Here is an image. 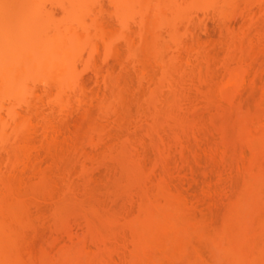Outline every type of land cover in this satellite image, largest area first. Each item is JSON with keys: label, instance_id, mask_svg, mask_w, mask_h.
<instances>
[{"label": "rangeland", "instance_id": "obj_1", "mask_svg": "<svg viewBox=\"0 0 264 264\" xmlns=\"http://www.w3.org/2000/svg\"><path fill=\"white\" fill-rule=\"evenodd\" d=\"M19 1L23 2L27 0ZM106 1L107 0H95L92 8L93 15L95 14L94 18L100 21L103 26L107 25L104 27L109 26L112 30L118 29L112 11ZM175 1L176 5H181L180 7L182 9L180 8V14H178V16L176 14L175 17L174 12L178 13L176 12L177 9H174L175 11H172V8V10L170 9L172 13L169 15L172 16L173 14V16H170L171 19L168 17V24L174 27L176 31V43L167 40L169 36L164 34L165 30L164 32L162 31L163 33L160 32L162 29L159 31L162 33L160 34L161 37L164 35L163 40L167 43V52H163V56L160 58L164 61L167 59L166 62H168L169 59V61L173 59L175 68L177 66L176 70L174 69L175 71L171 68L172 71L169 70L170 72L166 74V71L164 73L159 70L158 64L156 65L158 57L155 59V56V58L148 56L143 57L142 53L140 54L139 51L137 52L139 55L135 53L136 56H129L127 48L123 46L125 43L123 44L121 40L114 42L113 47L116 53L117 50H120L118 53L122 55L121 58H123L121 59L122 61L119 59L120 56H117L115 59L112 54L103 51L104 48L102 49V45H100L101 41L99 40V42L96 39L97 54L93 58L94 62L91 61L92 63L83 64L85 67H82L83 65H79L78 67L80 72L77 80L79 82L77 84L81 86L83 84L82 87H86L84 91H82L81 88V92H84L82 95L85 97L81 95V97H79L80 99H78V104L75 100H71V105L63 109L61 113L59 111L58 113L60 114H57V112L52 113L48 110L49 107L47 108V106L49 105L45 104L46 101H44L45 99L42 97L44 94L42 93L40 95L41 90H39L38 86H35L38 90L36 91L35 88L33 89L36 91V95H33L34 99L31 97V101L35 103L33 106L36 110L38 107L37 112H39L35 114V111H31L32 114L29 113V116L28 113L25 112L26 109H22L21 107V110L17 109V112H20L18 113L20 117L23 115L29 117L27 125L28 130L22 128L25 132L22 130L18 139L16 138V140H20V142L15 139L16 142H13L15 145L18 143L20 147L24 148V151L17 149L19 147L17 145L18 147L14 148L18 153H22H20L21 155L19 154V156H15L14 150L10 151L12 153L14 152V157L11 153H8V151H2L3 149L0 147V175L2 177V180L0 179V192H2L0 195L2 197L4 196L2 201L5 202L7 200L9 202L13 194H17L15 196L16 199L22 197L20 199V205L17 203L18 200H13V203L16 202L20 206L16 207L20 208V211L18 209L17 211L21 214L22 222L18 225H11L16 230L12 242L14 241L15 248L18 250L23 264H49V262L56 264L53 263V261L57 262L56 260H58L60 253L67 250L69 253L72 251V259L76 255V259L78 257V259L80 258L83 260H75V262H80V264H83L84 261H87L88 264H134L131 262L130 256L133 255L134 241H136L137 238L133 234L130 220L135 221L137 217L141 216V211L139 209L141 200L139 201V199H142L144 197L143 195H147L149 192L147 196L152 197V193L156 196L158 194L157 189L162 187L165 188L164 191L170 194L172 193V195H174L173 197L179 200V196L183 197L181 200H183L182 205H185V210L192 215V218L196 219L195 221H200V224H206L204 228H208V231H210L214 226H221L220 223H222V219L225 213H227H224L223 209H225V211L229 210H226V208H230L229 203L235 200L237 194L243 189H247L246 187L249 188V186L251 187L254 185L250 180L248 171L249 174H251L252 172H256L261 165L264 167V144H258L259 142L252 138L251 140L248 139L250 132L251 135H254L257 128L262 127L264 130V0H262L263 2L261 0H241V2H239L240 0H236L237 4L233 2L236 6L229 1V3L232 4L230 6L227 4L225 7L221 6V10H218L220 8V0H218L219 3L217 2L219 5L212 4L211 0H209V2L207 0H174V2ZM223 9L225 10L223 11ZM259 9L262 10L260 11ZM11 11L12 10L9 9L6 15H9ZM58 11L59 10L50 8L49 6L45 9L46 13L56 14ZM259 11L260 13H258ZM261 12L262 15H260ZM179 17L180 19H177ZM138 19L139 17L136 15L133 17V22H129V32H131L130 35L134 40V44L137 43V37L134 35L141 29V26L138 24ZM175 19L177 20L175 21ZM224 29L228 30V33H226L227 31L225 32ZM231 32L234 33V36H237L236 33L242 34V37L240 35L234 37L231 35ZM231 37L234 40L235 38L237 40L238 37H241L242 39L240 38L239 41L241 40L240 43L242 45L236 40V43H238L240 47L238 45H232L230 43ZM177 38L180 41H178ZM166 45L164 46L166 47ZM260 50L262 51L260 52ZM198 53L202 56L200 55V57ZM143 58L145 59L143 60ZM146 58H148V60ZM147 62L153 64H148ZM93 63H96L94 66L92 65L94 69L90 65ZM140 65H142V67ZM149 65H152V68ZM110 66L113 68L111 69ZM235 67L236 69H234ZM134 69L136 70L134 71ZM229 70L231 73L232 70L234 72L236 71V73L233 74H240V76H235V79L230 81L225 87L223 83L226 81L225 77L228 75L226 73L229 72ZM106 73L110 75V78L113 77L115 79L114 81H118L117 83L114 82L116 84L113 85L114 88L112 90L116 92L112 91V94L108 91H111V89H108L107 92L105 91L106 89L102 82L103 78L106 77ZM223 78L225 81H223ZM101 82L102 84H100ZM171 83L175 84V87H173L174 89L172 86V89L170 88L169 84ZM180 83H182V85ZM124 86L128 88L125 89ZM217 86H219L218 89ZM221 86L225 89L223 88L224 90H222ZM129 88L132 89V92ZM121 91L126 94L124 95ZM223 91L225 92L224 94H226L224 96L222 95ZM79 93L77 92V94ZM106 94L109 96L107 97ZM151 94L152 97H150ZM102 97L103 99H101ZM105 99L107 101L110 100L109 104L112 105L110 106L107 103L109 106L106 105V110L104 104ZM171 99L173 101H171ZM75 104L79 106L78 109V106L76 107ZM72 106L75 107V110ZM152 106L154 109L157 107L155 109L156 112H154ZM1 113V118L5 117L4 111ZM46 113L48 116H46ZM34 114L37 115L38 118L34 116ZM42 114H44L45 117ZM67 115L71 116L68 117ZM247 116L250 117L247 118ZM61 118L67 120H61ZM256 119L257 122L259 121L260 123H258L259 127L255 125L257 124ZM241 120L243 123H241ZM245 120L247 122H245ZM249 120H252V123H250ZM48 122H50V125ZM244 122L247 123L246 125L249 129H247V127L245 128L246 125ZM86 125H89V127L92 125V127L89 129ZM253 127L256 128L254 131L255 133L253 132ZM250 128L252 131H250ZM117 130L119 131L118 135L116 134L118 132ZM240 130L249 131V133L247 131L245 134H247L246 140L250 142H246L245 138H243L245 137L243 134L244 131L241 132ZM120 131L121 134L123 133L122 135ZM25 133L26 136L24 135V137L23 134ZM21 136L24 138L19 139ZM177 139L179 140L177 141ZM21 143L23 144L22 146ZM73 145L77 147H74L76 151H72ZM25 147L28 148L26 149ZM25 149L27 152L28 149H30V154L27 153ZM57 149L59 151H57ZM60 149L62 150L60 151ZM260 151H262V153ZM162 152H164V156ZM26 156L27 159L25 158ZM161 156L163 157L162 159ZM127 158L130 159L128 160ZM238 158L239 162L237 161ZM252 158H256L257 160H251ZM137 160L144 162L143 164L141 162L137 163ZM256 161L257 163L259 161L261 164H257ZM22 162L24 163L22 164ZM248 162L249 166L247 167ZM250 164L252 165L250 166ZM13 165L15 166L14 169L12 168ZM121 165L123 167H121ZM133 166L135 168H133ZM230 167L231 169L229 170ZM236 168H238L239 171H235ZM146 169L147 171H144ZM150 169L152 170L150 171ZM148 171L153 173H149ZM2 174L4 175L2 176ZM142 174H144V178L146 177L148 180L144 179L141 176ZM13 176L14 179H12ZM44 176L46 183H42V180H40ZM153 181L155 182L153 183ZM158 181L161 183L159 184ZM246 184H248V186ZM256 186L258 185H255V187ZM260 186L256 187V189H261L262 187ZM48 189H52L53 192ZM180 194H182V196ZM227 199L230 200L228 201L229 203ZM11 203L12 202H10V204ZM226 203H228V206H226ZM261 204L259 203L261 207H259L257 202L254 203V205L252 203L251 205L249 204L250 207L253 205L256 210L247 206V214H249L247 217L250 220L246 218V221L249 220L251 222L247 221L249 223L248 225H251L250 227L252 228L253 225L255 226V224H258L253 227L254 229L252 228L253 230L250 228V233L252 234L249 235V238L251 239L254 237V242L256 244V248L250 252V256L253 257L260 256V253L263 251V246L261 245L264 244V221H262L264 220V203ZM169 212H171V210ZM255 212H259L257 214L260 216H257ZM24 217L27 221L23 220ZM258 226L262 227L263 230ZM261 232L263 233L262 235ZM97 236L99 238L101 236V239L103 236L108 239L111 238L109 239L110 241L108 240L109 242H106L107 239L104 241L103 238L102 245H99L98 242H101V239L99 240ZM197 236L196 234L193 235V238L191 237L193 240H190L189 236L187 237L189 239H184L188 247L187 252L189 251L187 255L189 258H192L195 256V253L201 254L206 262H211L215 255H213L215 250L206 243L207 240L204 238L203 240L202 237ZM96 237L99 241H97ZM60 246L61 248H59ZM78 247L83 249V257H81L82 255H77L78 251L76 252L75 250L79 249ZM96 247L98 250L102 247L105 253L104 251L102 252V250L98 252V250H95L97 249ZM150 247H152L151 250H149ZM58 248L63 250V252L58 250ZM147 248H149L145 249L148 250L147 252L144 250L147 256L152 258L162 256L161 250H163V248L157 247L156 249L155 246H149ZM154 248L155 250H153ZM86 250L87 252H91L90 254L92 256L95 255L96 257H92L93 259L87 257L91 255L85 252ZM96 251L98 252L97 255ZM149 251H151L152 254ZM109 252L113 253L110 255ZM122 254L126 257L122 256ZM85 258H87V260ZM120 258H122V260ZM125 258L128 260L126 261ZM170 258L171 257H169V261L171 264H187V262H184L188 257ZM88 259H92L94 262ZM43 260H45L44 263ZM123 260L125 261L122 262ZM103 261L106 263H103ZM128 261L129 263H127Z\"/></svg>", "mask_w": 264, "mask_h": 264}, {"label": "bare ground", "instance_id": "obj_2", "mask_svg": "<svg viewBox=\"0 0 264 264\" xmlns=\"http://www.w3.org/2000/svg\"><path fill=\"white\" fill-rule=\"evenodd\" d=\"M209 2V0H207ZM212 4H217L218 0H211ZM210 1V2H211ZM230 2H236V0H220V5H219V9L221 10L222 7L227 6V4L230 6L231 4ZM260 1V0H259ZM258 1V2H259ZM262 1V0H261ZM95 0H27V1H23L20 2L19 0H0V113L2 111H4V116L1 118L0 115V147L1 149H3L2 151H8V153H11L12 156H19L20 153L14 148V147H18V143L13 144V142L15 143L16 138L18 139V137L21 134V131L23 129H27L28 130V121H29V117L26 116H22L20 117L18 113H20L19 111L17 112V109L21 110L22 109H26L25 112L28 113V115L30 116L31 111H35V114L38 110V105L36 103V108L33 106L35 103H33V101H31V97L34 99V96L36 95L35 92L38 90V88H35V86L39 87L40 91V95L43 93L44 96L42 95V97L45 99L44 101L47 106L48 110H50L52 113H56L60 114L62 112L63 109L67 108L69 105H71V100H75V102L79 103L78 99H80L79 97H81V95L84 92H81V88L82 91H84V89L86 87H82L80 84H77L79 81L78 80V75H79V70L78 67L79 65H85L90 63L91 61L94 62L93 58L94 56L97 54V48H96V39L97 41H101L102 45V49L104 48L103 51H107L108 53L112 54L115 59L116 57L120 56L119 59L121 60V56L117 50V53L113 47V43L121 40L123 42V44L125 43V46L127 48L128 51V55L129 56H136L135 53H137L139 51V53L143 55V57H154L155 59H157L156 65L158 64L159 70H161L162 72L166 74L167 72H170L169 70H171V68L174 70H176L175 68V62L173 63V59L172 61L166 62L167 59L162 60L160 57L163 56V52H165L167 50V43H165V40H163V36L161 37L160 34H162L164 32V34H167L168 37V41L171 40L172 43H176V31L174 30V27H171L168 24V17H170L171 15H169L170 13H172V11H175L174 9H177L175 13L174 12V17L177 14H180L181 11V5L178 6L176 5V1L174 2V0H107L106 2H108V5L112 11V14L114 16V19L117 23L118 29H113L111 27H104L107 25H104L100 23V21L96 20V18H94L93 15V5H94ZM215 2V3H214ZM241 2V0L239 1ZM263 2V1H262ZM219 3V2H218ZM175 4V5H174ZM234 4V3H233ZM236 4H234L236 6ZM174 5V6H173ZM264 5V3H263ZM49 6L50 8H55L58 11V13L54 14V13H46L45 9L46 7ZM222 6V7H221ZM234 6V7H235ZM174 7H178V8H174ZM233 7V5H232ZM173 10H172V9ZM181 8V9H180ZM260 8V7H259ZM11 9V13L9 15H6V12ZM170 9L172 11H170ZM184 9V8H183ZM225 9H223L224 11ZM260 10V9H259ZM262 10V9H261ZM260 10V11H261ZM169 13H168V12ZM260 11L258 13H260ZM10 12V11H9ZM102 12V11H101ZM219 12V11H218ZM98 13V12H97ZM221 13V11H220ZM100 14V13H99ZM98 14V15H99ZM184 14V13H183ZM138 16V24L139 26H141V29L137 32L136 36L137 37V43L134 44V40L132 39L130 33L129 32V22H133V17ZM169 15V16H167ZM185 15V14H184ZM262 15V12L261 14ZM173 16V14H172ZM171 16V17H172ZM98 17V16H97ZM170 17V19H171ZM173 17V19H174ZM263 17V16H262ZM99 18V17H98ZM177 19H180L177 18ZM175 19V21L177 20ZM90 20V22H89ZM102 20V19H101ZM243 20V19H242ZM264 20V19H263ZM88 21V22H87ZM110 21V20H109ZM135 21V20H134ZM103 22V21H102ZM106 23V22H104ZM115 23V22H114ZM108 24V23H107ZM137 24V22H136ZM248 25V24H246ZM249 26V25H248ZM247 26V27H248ZM133 27V26H132ZM131 27V28H132ZM135 28V27H134ZM225 28V27H224ZM245 28V27H244ZM133 29V28H132ZM136 29V28H135ZM162 29V30H161ZM161 30V31H160ZM225 30V29H224ZM133 31V32H134ZM162 33H160V32ZM222 31V30H221ZM227 31V32H226ZM159 32V33H158ZM226 33H228V30H225ZM233 32V31H232ZM231 32V33H232ZM242 32V31H241ZM240 32V33H241ZM225 33V34H226ZM230 33V34H231ZM243 33V32H242ZM134 34V33H133ZM234 33H232L231 35H233ZM237 36L238 35H242V34H238L236 33ZM244 34V33H243ZM166 35V36H167ZM227 35V34H226ZM230 35V36H231ZM234 36V35H233ZM232 36V37H233ZM234 36V37H237ZM231 37V41L230 43L232 45H238L240 47V45H242L239 41V39L242 37H238V39L235 40L238 42L239 44L236 43V41ZM245 37V36H244ZM179 38V37H178ZM177 38V39H178ZM227 39V38H226ZM229 39V37H228ZM227 39V40H228ZM242 39V38H241ZM259 39V38H258ZM135 40V41H136ZM166 40V41H167ZM257 40V39H256ZM99 41V42H100ZM167 41V42H168ZM178 41H180L178 39ZM177 41V42H178ZM244 41V40H243ZM242 41V43H243ZM252 41V40H251ZM95 42V43H94ZM121 42V43H122ZM170 42V43H171ZM257 42V41H256ZM260 42V41H259ZM98 43V42H97ZM169 43V44H170ZM258 43V42H257ZM254 44V43H253ZM256 44V43H255ZM259 44V43H258ZM163 45V46H162ZM166 45V47L164 46ZM175 45V44H174ZM227 45V44H226ZM225 45V46H226ZM261 45V43H260ZM115 46V44H114ZM171 46V45H170ZM224 46V47H225ZM254 46V45H253ZM259 46V45H258ZM116 47V46H115ZM169 47V46H168ZM233 47V46H232ZM245 47V46H244ZM243 47V48H244ZM256 47V46H255ZM125 48V49H126ZM170 48V47H169ZM236 48V47H234ZM259 48V47H258ZM117 49V48H116ZM227 49V48H226ZM225 49V50H226ZM230 49V48H229ZM241 49V48H238ZM257 49V48H256ZM261 49V47H260ZM259 50V49H258ZM227 51V50H226ZM262 50H260L261 52ZM124 52V51H123ZM167 52V51H166ZM178 52V51H177ZM259 52V51H258ZM264 52V51H263ZM262 52V53H263ZM139 53H137L139 55ZM162 53V55H161ZM228 53V52H227ZM125 54V53H124ZM166 54V53H164ZM180 54V53H179ZM178 54V55H179ZM199 56L201 55L200 53H198ZM204 54V53H203ZM209 54V53H208ZM176 55V54H175ZM177 55V56H178ZM109 56V55H108ZM202 56V55H201ZM200 56V57H201ZM207 56V55H206ZM113 57V59H114ZM130 57V58H132ZM167 57V56H165ZM173 57V56H172ZM129 58V59H130ZM137 58V57H136ZM153 58V59H154ZM177 58V57H176ZM118 59V60H119ZM145 58H143L144 60ZM148 60V58H146ZM152 59V58H151ZM150 59V60H151ZM164 59V58H163ZM181 59V58H180ZM117 60V61H118ZM131 61H133L132 59H130ZM140 60V59H139ZM145 60V61H147ZM162 60V61H161ZM177 60V59H176ZM179 60V58H178ZM122 61V60H121ZM120 61V63H121ZM138 61V59H137ZM136 61V62H137ZM142 61V60H140ZM182 61V60H181ZM91 62V63H92ZM119 62V61H118ZM125 62V61H124ZM129 62V61H128ZM135 62V61H134ZM139 62V61H138ZM143 62V61H142ZM149 62V61H148ZM147 62V63H148ZM154 62V61H152ZM179 62V61H178ZM146 63V62H144ZM151 63V62H150ZM148 63V64H150ZM173 63V64H172ZM180 63V62H179ZM96 63L90 64L91 66ZM130 64V63H129ZM153 64V63H151ZM82 67H85V66ZM147 65V64H146ZM236 65V64H235ZM90 66V67H91ZM92 66V68H93ZM135 66V64H134ZM133 66V67H134ZM142 67V65H140ZM139 66V67H140ZM150 66V65H149ZM152 66V65H151ZM150 66V67H151ZM238 66V65H237ZM240 66V64H239ZM87 67V66H86ZM106 67L108 68V66L106 65ZM138 67V66H137ZM144 67V66H143ZM147 67V66H146ZM157 67V68H158ZM174 67V68H173ZM97 68V67H96ZM111 68V66H110ZM113 68V67H112ZM111 68V69H112ZM131 68V67H130ZM136 68V67H135ZM152 68V67H151ZM156 68V69H157ZM227 68V66H226ZM94 69V68H93ZM99 69V68H98ZM109 69V68H108ZM137 69V68H136ZM134 69V71L136 70ZM145 69V68H144ZM236 69V67L234 68ZM233 69V70H234ZM100 70V69H99ZM132 70V69H131ZM168 70V71H167ZM174 70V71H175ZM228 70V68H227ZM232 70H229V72H227L226 74H228L223 81H225L223 83V86L226 87V85L228 83H230V81L235 79V76L233 73H236V71L234 72ZM239 70V68H238ZM237 70V71H238ZM98 71V70H97ZM110 71V70H109ZM133 71V70H132ZM141 71V70H140ZM139 71V72H140ZM172 71V70H171ZM96 72V70H95ZM101 72V70H100ZM106 72L108 73L107 69ZM112 72V71H111ZM106 73V77L103 78L102 82L103 85L105 87V91L107 92L108 90L111 94L112 90L114 88V84H116L117 82L114 81L115 79L112 77L110 78V75ZM113 73V72H112ZM142 73V71H141ZM144 73V71H143ZM178 73V72H177ZM238 73V72H237ZM173 74V73H172ZM97 75V74H96ZM95 75V76H96ZM109 75V76H108ZM100 76V75H99ZM118 76V75H116ZM142 76V75H141ZM168 76V75H167ZM238 76V77H239ZM157 77V76H156ZM203 77V76H202ZM237 77V78H238ZM118 78V77H117ZM116 78V79H117ZM138 78V77H137ZM143 78V77H142ZM147 78V77H146ZM201 78V77H200ZM98 79V78H97ZM102 79V78H101ZM150 79V77H149ZM154 79L156 80V78L154 77ZM153 79V80H154ZM80 80V79H79ZM113 80V81H112ZM120 80V79H119ZM139 80V79H138ZM143 80V79H142ZM192 80V79H191ZM196 80V79H195ZM81 81V80H80ZM100 81V79H99ZM122 81V80H121ZM163 81V80H162ZM236 81V80H235ZM102 82L100 84H102ZM116 82V83H114ZM146 82V81H145ZM153 82V81H152ZM169 82V81H168ZM194 82V81H193ZM209 82V81H208ZM234 82V81H233ZM232 82V83H233ZM113 83V84H112ZM122 83V82H121ZM159 83V82H158ZM192 83V81H191ZM119 84V83H118ZM117 84V85H118ZM182 85V83H180ZM81 87H80V86ZM112 85V86H111ZM126 85V84H125ZM139 85V84H138ZM168 85V83H167ZM175 84H169L170 88L172 86H174ZM180 85V86H181ZM222 85V84H221ZM116 86V85H115ZM119 86V85H118ZM142 86V85H141ZM140 86V87H141ZM161 86V85H160ZM168 86V88H169ZM229 86V85H228ZM227 86V87H228ZM111 87V88H110ZM150 87V86H149ZM148 87V88H149ZM154 87V86H153ZM182 87V86H181ZM184 87V86H183ZM193 87V86H191ZM219 86H217L218 89ZM222 87V86H221ZM220 87V88H221ZM35 88V90H33ZM116 88V87H115ZM125 88V86H124ZM128 87H126L125 89H127ZM171 88V89H172ZM204 88V86H203ZM215 88V87H214ZM219 88V89H220ZM224 87H222V90ZM120 89V88H119ZM122 89V88H121ZM130 89V88H129ZM170 89V90H171ZM174 89V88H173ZM187 89V88H186ZM194 89V88H193ZM199 89V88H198ZM34 92H33V91ZM80 90V91H79ZM132 92V89H130ZM202 90V89H201ZM200 90V91H201ZM204 90V89H203ZM207 90V89H206ZM213 90V89H212ZM79 94H77V92ZM104 91V93H105ZM140 91V90H139ZM178 91V90H177ZM220 91V90H219ZM108 92V93H109ZM116 92V91H115ZM119 92V91H118ZM122 92V91H121ZM120 92V93H121ZM130 92V93H131ZM196 92V91H195ZM87 93V92H86ZM109 93V94H110ZM119 93V94H120ZM124 95L126 93L122 92ZM121 93V94H122ZM201 93V92H200ZM203 93V92H202ZM225 92H222V95H226L224 94ZM227 93V92H226ZM264 93V91H263ZM35 94V95H34ZM34 95V96H33ZM38 95V94H37ZM77 95V96H76ZM107 97L109 96L108 94H106ZM117 95V94H116ZM137 95V94H136ZM176 95V94H175ZM206 95V93H205ZM264 95V94H263ZM74 98H72V97ZM76 96V97H75ZM83 96V95H82ZM39 97V96H36ZM85 97V96H83ZM106 97V98H107ZM112 97V96H110ZM115 97V96H114ZM113 97V98H114ZM152 97V94L151 96ZM149 97V98H150ZM96 98V97H95ZM117 98V97H116ZM119 98V96H118ZM173 98V97H172ZM175 98V97H174ZM32 99V100H33ZM41 99V98H40ZM90 99V98H89ZM103 99V97L101 98ZM109 99V98H107ZM125 99V98H124ZM152 99V98H151ZM155 99V98H153ZM157 99V98H156ZM162 99V97H161ZM38 100V99H37ZM36 100V102H37ZM82 100V98H81ZM115 100V99H114ZM120 100V99H119ZM122 100V99H121ZM35 101V100H34ZM40 101V100H39ZM38 101V102H39ZM43 101V100H42ZM93 101V100H92ZM91 101V102H92ZM99 101V100H98ZM106 99L104 100V104H105V110L106 107L109 106V101L107 102ZM125 101V100H124ZM153 101V100H152ZM157 101V100H156ZM171 101H173L171 99ZM94 102V101H93ZM101 102V101H100ZM113 102V101H112ZM33 103V104H32ZM77 103V104H78ZM81 103V101H80ZM90 103V102H89ZM107 103L109 105H107ZM125 103V102H124ZM155 103V102H154ZM160 103V102H158ZM164 103V102H163ZM166 103V102H165ZM73 104V103H72ZM91 104V103H90ZM103 104V103H101ZM116 104V103H115ZM176 104V103H175ZM76 105V104H75ZM81 105V104H80ZM92 105V104H91ZM107 105V106H106ZM78 105H76L77 107ZM88 106V104H87ZM104 106V105H103ZM112 106V105H110ZM123 106V104H122ZM159 106V105H158ZM21 107V108H20ZM53 111L57 110V111ZM73 107V106H72ZM84 107V106H83ZM120 107V106H119ZM156 107V106H155ZM56 108V109H55ZM75 110V107H73ZM79 108V106L77 107V109ZM87 108V107H86ZM85 108V109H86ZM153 108V106H152ZM157 108V107H156ZM155 108V109H156ZM163 108V107H162ZM179 108V107H178ZM70 109V108H69ZM76 109V110H77ZM154 109V108H153ZM154 109V112H156ZM90 110V109H89ZM177 110V109H176ZM60 111V113H58ZM178 111V110H177ZM39 112V111H38ZM37 112V113H38ZM80 112V111H79ZM175 112V111H174ZM30 113V114H29ZM50 113V112H48ZM70 113V112H69ZM68 113V114H69ZM78 113V112H77ZM81 113V112H80ZM158 113V110H157ZM173 113V111H172ZM22 114V113H21ZM24 114V113H23ZM37 118L38 116L35 115ZM64 114V113H62ZM151 114V113H150ZM44 116V114H42ZM65 115V114H64ZM3 116V115H2ZM33 116V115H31ZM46 116L47 113H46ZM61 116V115H60ZM68 116V115H67ZM66 116V117H67ZM71 116V115H69ZM68 116V117H69ZM88 116V115H87ZM120 116V115H119ZM124 116V115H123ZM147 116V115H146ZM170 116V115H169ZM175 116V115H174ZM179 116V115H178ZM26 117V118H25ZM28 117V118H27ZM45 117V116H44ZM54 117V116H53ZM58 117V115H57ZM65 117V116H64ZM176 117V116H175ZM250 116H247V118ZM258 117V116H257ZM42 118V116H41ZM48 118V117H47ZM59 118V117H58ZM147 118V117H146ZM255 118V117H254ZM36 119V118H33ZM87 119V117H86ZM107 119V118H106ZM148 119V118H147ZM172 119V118H171ZM170 119V120H171ZM243 119V118H242ZM251 119V118H250ZM31 120V119H30ZM61 120H67V119H62ZM105 120V119H104ZM144 120V119H143ZM146 120V119H145ZM244 120V119H243ZM259 120V119H258ZM45 121V120H44ZM86 121V120H85ZM122 121V120H121ZM182 121V120H181ZM250 123H252V120H249ZM263 121V120H262ZM43 122V121H42ZM123 122V121H122ZM142 122V120H141ZM245 122H247L245 120ZM244 122V123H245ZM257 122V119H256ZM31 123V122H30ZM50 125V122H48ZM82 123V122H81ZM86 123V122H85ZM91 123V122H90ZM89 123V125H90ZM241 123L242 120H241ZM249 123V124H250ZM259 121L257 122L256 127L258 126ZM47 124V123H46ZM88 124V123H87ZM95 124V123H93ZM247 123H245L246 125ZM260 124V123H259ZM47 125V126H49ZM89 125H86L87 127H89ZM124 125V123H123ZM80 126V124H79ZM120 126V125H119ZM142 126V125H140ZM243 126V125H242ZM27 127V128H26ZM30 127V126H29ZM86 127V128H87ZM92 127V125H91ZM89 127V129L91 128ZM244 127V126H243ZM247 127V125L245 126V128ZM264 127V125H263ZM23 128V129H22ZM48 128V127H45ZM244 128V129H245ZM85 129V128H84ZM88 129V128H87ZM247 129H249L247 127ZM46 130V129H45ZM95 130V129H94ZM98 130V129H97ZM96 130V131H97ZM119 130V129H118ZM117 130V131H118ZM256 130V128L253 127V132ZM24 131V130H23ZM31 131V130H30ZM35 131V130H32ZM241 132H243L244 136L243 138H245V140L247 139L245 132L247 133L248 130H240ZM250 131L251 128H250ZM25 132V131H24ZM27 132V131H26ZM29 132V131H28ZM240 132V134H241ZM30 133V132H29ZM249 133V131H248ZM255 133V132H254ZM34 134V132H33ZM83 134V133H82ZM117 135L119 134V131L116 133ZM121 134V131H120ZM123 134V133H122ZM121 134V135H122ZM26 136V133L23 134V136ZM29 135V134H28ZM36 135V134H35ZM34 135V136H35ZM47 135V134H46ZM45 135V136H46ZM77 135V134H76ZM248 135V139L251 140L254 139L257 142H259L258 144L262 143L264 144V130L262 127L257 128L256 133L254 135ZM23 136H21L19 139L24 138ZM44 136V135H42ZM79 136V135H78ZM243 136V135H242ZM30 137V136H29ZM33 137V136H32ZM31 137V138H32ZM241 137V136H240ZM242 138V139H243ZM16 141H15V140ZM30 139V138H28ZM24 140V139H23ZM46 140V139H45ZM124 140V139H123ZM179 139H177L178 141ZM54 141V140H53ZM253 141V140H252ZM254 141V142H256ZM20 142V140L18 141ZM48 142V141H47ZM246 142H250L248 140H246ZM244 142V143H246ZM24 143V142H23ZM20 144V143H19ZM51 144V143H50ZM249 144V143H247ZM18 145V146H17ZM23 144L21 143V146ZM33 145V144H32ZM26 146V145H24ZM28 146V145H27ZM48 146V145H47ZM55 146V145H54ZM72 146V145H71ZM248 146V145H246ZM252 146V145H251ZM33 147V146H30ZM49 147V146H48ZM59 147V146H58ZM75 145H73V150L72 151H76ZM21 148V149H20ZM26 148V147H25ZM28 148V147H27ZM26 148V149H27ZM57 148V147H55ZM63 148V147H62ZM71 148V147H70ZM69 148V149H70ZM250 148V147H249ZM17 149L24 151L22 147H18ZM25 149V151H26ZM251 149V148H250ZM261 149V147H260ZM16 153L10 152L13 151ZM16 150V151H15ZM62 149H60L61 151ZM68 150V149H67ZM71 150V149H70ZM112 150V149H110ZM254 150V149H253ZM1 151V152H2ZM30 149H28L29 153ZM32 151V150H31ZM57 151H59L57 149ZM115 151V150H114ZM263 151V150H262ZM262 151H260L262 153ZM165 152V151H164ZM164 152H162L163 156H164ZM24 153V152H23ZM59 153V152H58ZM111 153V152H110ZM252 153V152H251ZM7 154V153H6ZM30 154V153H29ZM51 154V152H50ZM115 154V153H114ZM113 154V155H114ZM253 154V153H252ZM21 155V154H20ZM26 155V154H25ZM55 155V154H54ZM58 155V154H57ZM56 155V157H57ZM160 155V152H159ZM256 155V154H255ZM264 155V152H263ZM11 156V158H12ZM14 156V157H15ZM28 156V155H27ZM27 156L25 157L27 159ZM116 156V155H114ZM31 157V156H30ZM55 157V156H53ZM119 157V156H118ZM253 157V155H252ZM7 158V156H6ZM135 158V157H134ZM163 157L161 156V159ZM57 159V158H56ZM128 159V158H127ZM130 159V158H129ZM128 159V160H129ZM137 159V157H136ZM141 159V158H140ZM139 159V160H140ZM160 159V160H161ZM257 160L256 158H252L251 160ZM23 160V159H22ZM25 160V159H24ZM120 160V159H118ZM133 160V159H132ZM239 160V158L237 159V161ZM259 160V159H258ZM26 161V160H25ZM28 161V160H27ZM236 161V162H237ZM126 162V160H125ZM141 161L137 160V163H139ZM144 162V161H143ZM143 162H141L143 164ZM239 162V161H238ZM247 162V161H246ZM24 162H22L23 164ZM26 163V162H25ZM31 163V162H30ZM254 163V162H252ZM257 163V161H256ZM260 162L258 161L257 164H259ZM10 164V163H9ZM16 164V163H15ZM14 164V165H15ZM18 164V163H17ZM261 164V163H260ZM12 165V164H10ZM13 165V169L14 166ZM28 165V164H27ZM240 165V164H239ZM252 164H250L251 166ZM256 165V164H255ZM9 166V165H8ZM25 166V165H24ZM29 166V165H28ZM125 166V165H124ZM141 166V165H140ZM249 166V162L247 163V167ZM259 166V165H258ZM27 167V166H26ZM120 167V166H119ZM121 167H123L121 165ZM236 167V166H235ZM240 167V166H238ZM8 168V167H7ZM30 168V167H29ZM133 168H135L133 166ZM11 169V168H10ZM25 169V168H24ZM137 169V168H136ZM135 169V170H136ZM231 169V167L229 168V170ZM257 169V168H256ZM132 170V169H131ZM149 170V169H148ZM152 169H150L151 171ZM154 170V169H153ZM164 170V169H163ZM239 169L236 168L235 171ZM241 170V168H240ZM251 170V169H250ZM1 171V168H0ZM3 171V170H2ZM12 171V170H9ZM139 171V170H138ZM144 171H147L144 170ZM149 173H153L150 172ZM253 171V170H251ZM228 172V171H227ZM12 173V172H11ZM148 173V174H149ZM166 173V172H164ZM240 173V172H239ZM238 173V174H239ZM131 174V173H129ZM147 174V172H146ZM163 174V173H162ZM241 174V173H240ZM243 174V173H242ZM4 174H2L3 176ZM13 175V174H12ZM23 175V174H22ZM166 175V174H165ZM248 175H250V180L253 184V186H249L246 187L247 189H243L242 191H240L235 200L233 201L232 199V203H229L227 199V202L230 205V208H226L223 209L225 215L224 218L222 219V223H220V227H215L212 229H210V231H208V228H204V226H206V224H200L198 221H195V218H192V215L189 214V212H187L185 209V205L183 204V200H181V198L183 199V197H180V200L176 197H173L174 195H172V193H167V191H164L165 188H158L157 189V195H153L152 193V197H149L145 194L143 195L144 199H139V201L141 200V203L139 204V209L141 211V216L137 217L136 220L132 221L130 220V226L132 227V231L134 236L137 238L136 241H134V246H133V255L130 256L131 257V262H133L134 264H171L169 261V257L171 258H186L185 262H187V264H264V244H262L261 246H263V251L262 253H260V256H250V252L255 249V239L253 238H249V235L252 234L250 233V230L257 226L255 224V226L253 225V227L251 228V225H248L250 222L249 218L247 217V206H249V204L251 205V203L254 205V203L257 202V204L259 205V203H264V167L261 165L260 168L257 169L256 172H252L251 174H249L248 171ZM15 176V175H14ZM14 176L12 179H14ZM47 176V175H46ZM123 176V175H122ZM132 176V175H131ZM140 176V175H138ZM144 178V174L141 175ZM164 176V175H163ZM242 176V175H241ZM157 177V176H156ZM160 177V176H159ZM158 177V178H159ZM166 177V176H165ZM41 178V177H40ZM123 178V177H122ZM126 178V177H125ZM131 178V177H130ZM0 179L2 180V177L0 175ZM4 179V178H3ZM7 179V178H6ZM10 179V178H9ZM146 179V177L144 178ZM163 179V178H162ZM244 179V178H242ZM0 180V181H1ZM42 183L45 182V176L42 177ZM39 180V181H40ZM148 180V178L146 179ZM145 180V181H146ZM12 181V180H11ZM49 181V180H48ZM132 181V180H131ZM157 181V180H156ZM163 181V180H161ZM166 181V180H165ZM25 182V181H24ZM41 182V181H40ZM39 182V183H40ZM155 181H153L154 183ZM159 182V181H158ZM241 182V181H240ZM243 182V181H242ZM21 183V182H20ZM46 183V182H45ZM161 182H159L160 184ZM246 183V182H245ZM41 184V183H40ZM51 184V183H49ZM48 184V186H49ZM56 184V183H55ZM137 184V183H136ZM147 184V183H146ZM166 184V183H164ZM170 184V183H169ZM249 184V183H248ZM248 184H246L248 186ZM12 185V184H11ZM132 185V184H131ZM135 185V184H133ZM149 185V184H148ZM154 185V184H153ZM250 185V184H249ZM258 185L260 187H262L261 189H256V186ZM7 186V185H6ZM9 186V185H8ZM56 186V185H54ZM127 186V185H126ZM138 186V185H137ZM160 186V185H158ZM164 187H166L165 185H162ZM168 186V185H167ZM244 186V184H243ZM12 187V186H10ZM14 187V186H13ZM25 187V186H24ZM29 187V186H27ZM259 187V188H260ZM5 188V187H4ZM9 188V187H8ZM16 188V187H15ZM50 188V187H49ZM135 188V187H134ZM154 188V187H153ZM156 188V187H155ZM169 188V187H168ZM54 189V188H53ZM152 189V188H151ZM167 189V188H166ZM170 189V188H169ZM1 190V189H0ZM11 190V189H10ZM21 190V189H20ZM48 190H52V189H48ZM136 190V189H135ZM148 190V189H147ZM156 190V189H155ZM11 192V191H9ZM15 192V191H14ZM21 192V191H20ZM53 192V190H52ZM174 192V191H173ZM2 193V192H0ZM5 193V192H4ZM3 193V194H4ZM51 193V192H50ZM9 194V193H7ZM11 194V193H10ZM138 194V193H137ZM235 194V193H234ZM17 194H13V198L11 195V200L8 202V200L2 201V197L0 198V264H23V260L21 258V256L18 253V250L15 248L14 245V241L12 242V238L13 236L15 237L16 234V230L12 227L11 224H20L22 221L21 218V214L18 213L17 209L20 211V208H17L20 205V199L22 198H18L16 199ZM19 195V193H18ZM53 195V194H52ZM172 195V196H171ZM182 196V194H180ZM21 196V195H20ZM55 196V195H54ZM59 196V195H57ZM155 196V197H154ZM177 196V195H176ZM15 197V198H14ZM18 197V196H17ZM67 197V196H66ZM70 197V196H69ZM235 197V196H234ZM54 198V197H53ZM68 198V197H67ZM230 198V197H229ZM4 199V198H3ZM55 199V198H54ZM72 199V198H71ZM188 199V198H187ZM13 200H18V204ZM59 200V199H57ZM22 201V200H21ZM53 201V200H52ZM162 201V203H161ZM10 202L12 203L10 204ZM185 202V199H184ZM188 202V201H187ZM191 202V201H190ZM189 202V204H190ZM25 203V202H23ZM139 203V202H138ZM193 203V202H192ZM226 203V206H228ZM187 204V203H186ZM22 205V203H21ZM253 205L251 206L254 209ZM263 205V204H261ZM17 206V207H16ZM188 206V205H187ZM186 206V207H187ZM198 206V205H197ZM225 206V207H226ZM20 207V206H19ZM22 207V206H21ZM190 207V206H189ZM195 207V206H194ZM223 207V208H225ZM250 207V206H249ZM250 207V208H251ZM256 207V205H255ZM259 207H261L259 205ZM188 208V207H187ZM171 210V212L168 211ZM23 210V209H22ZM194 210V208H193ZM196 210V209H195ZM200 210V209H199ZM263 210V209H262ZM169 213H168V212ZM201 211V210H200ZM194 212V211H193ZM199 212V211H198ZM24 213V212H23ZM90 213V210H89ZM201 213V212H200ZM203 213V212H202ZM223 213V212H222ZM256 213V212H255ZM254 213V214H255ZM259 213V212H257ZM256 215L258 216L259 214ZM26 214V213H25ZM204 214V213H203ZM252 214V212H251ZM205 215V214H204ZM20 216V217H19ZM29 216V215H28ZM91 216V215H90ZM260 216V215H259ZM23 217V216H22ZM26 217V216H25ZM25 217L23 218V220H26ZM212 217V216H211ZM222 217V214H221ZM89 218V217H88ZM96 218V217H95ZM215 218V217H214ZM246 218L249 219L246 221ZM255 218V217H253ZM91 219V218H90ZM94 219V218H93ZM134 219V218H133ZM211 219V218H210ZM260 219V218H259ZM263 219V218H262ZM89 220V219H88ZM221 220V219H220ZM253 220V219H251ZM258 220V219H257ZM27 221V220H26ZM211 221V220H210ZM264 221V220H262ZM213 222V221H211ZM247 222V223H246ZM254 222V221H253ZM261 222V221H260ZM258 222V223H260ZM126 223V222H124ZM204 223V222H203ZM251 223V222H250ZM264 223V222H263ZM127 224V223H126ZM254 224V223H253ZM203 225V226H202ZM260 225V224H259ZM21 226V225H20ZM127 226V225H125ZM264 226V225H263ZM18 227V226H17ZM211 227V226H209ZM260 227V226H258ZM130 228V227H129ZM251 228V229H250ZM20 229V228H19ZM254 229V228H253ZM252 229V230H253ZM260 229L263 230L262 227H260ZM254 232V231H253ZM256 232V231H255ZM259 233V232H258ZM20 234V232H19ZM198 235L200 237H202V239L204 238L206 241V243L209 244V246L212 247L213 250H215V253H213L214 257L213 260L211 262H206L202 255L195 253V256H193L192 258L187 255V250L188 247L186 246L187 244L185 243L186 239L188 236L190 237V240L193 238V235ZM263 233L261 232V235ZM197 236V237H198ZM255 236V235H254ZM98 237V236H97ZM96 237V239H97ZM192 237V238H191ZM251 237V236H250ZM260 237V236H259ZM99 238V237H98ZM104 241L105 239L106 242H109L110 238H105L104 236L101 239V236L99 238V240L101 239V242H98V244L102 245V241ZM256 238V237H255ZM14 239V238H13ZM185 239V240H184ZM201 239V238H200ZM203 239V240H204ZM20 240V239H18ZM97 239V241H99ZM109 240V241H108ZM193 240V239H192ZM253 240V241H252ZM113 241V240H112ZM19 242V241H18ZM205 242V241H204ZM261 242V241H260ZM97 243V242H96ZM111 243V242H110ZM118 243V242H117ZM188 243V242H187ZM264 243V241H263ZM83 244V243H81ZM107 244V243H106ZM113 244V242H112ZM191 244V243H190ZM76 245V244H75ZM96 245V244H95ZM111 245V244H110ZM114 245V244H113ZM203 245V244H202ZM70 246V245H69ZM83 246V245H82ZM97 246V245H96ZM112 246V245H111ZM123 246V245H122ZM149 246H155L156 249L157 247L159 248H163V250H161V257L158 258H152L150 256H147L145 254V252H147L148 250L145 249H149L147 247ZM258 246V245H257ZM63 247V246H62ZM99 247V246H98ZM61 248V246L59 247ZM58 248V250H60ZM79 248V247H78ZM85 248V247H83ZM97 248V247H96ZM101 249H99L100 251L102 250V252L105 250H103L102 247H100ZM112 248V247H110ZM120 248V247H119ZM152 247H150L149 250H151ZM158 248V250H159ZM200 248V247H199ZM73 249V248H72ZM87 249V248H86ZM109 249V248H108ZM124 249V248H123ZM21 250V249H20ZM70 250V249H69ZM95 250H98L95 249ZM98 250V252H100ZM110 250V249H109ZM113 250V249H112ZM111 250V251H112ZM120 250V249H119ZM145 250V252H144ZM155 250V248L153 249ZM157 250V251H158ZM190 250V249H189ZM61 252H63V250H60ZM68 251V250H67ZM63 252L60 253L58 260H56L57 262L56 264H76V261H83L80 258L77 259L75 258L76 255L74 256V258L72 259V251L71 253L69 252ZM76 252L80 251L79 253L77 252V255H82V251L83 249L79 248L75 250ZM117 251V250H116ZM125 251V250H124ZM261 251V250H260ZM258 251V252H260ZM58 252V251H57ZM87 252V250L85 251ZM97 252V251H96ZM95 252V253H96ZM98 252L96 253V255L98 254ZM108 252V250H107ZM115 252V250H114ZM151 253V251H149ZM159 252V251H158ZM21 253V251H20ZM74 253V252H73ZM88 254H90L91 252H87ZM93 253V252H92ZM110 255L113 252H109ZM119 253V251H118ZM122 253V251H121ZM160 253V252H159ZM193 253V252H192ZM23 254V253H22ZM84 254V253H83ZM116 254V253H115ZM152 254V253H151ZM148 254V255H151ZM257 254V253H256ZM55 255V254H54ZM91 255V254H90ZM204 255V254H203ZM258 255V254H257ZM95 256V255H94ZM94 256H87V257H94ZM106 256V255H104ZM109 256V254H108ZM118 256V255H117ZM122 256H125L122 254ZM121 256V257H122ZM48 257V255H47ZM83 257V255L81 256ZM96 257V256H95ZM107 257V256H106ZM126 257V256H125ZM154 257V256H153ZM43 258V257H42ZM99 258V257H98ZM170 258V259H171ZM174 258V259H175ZM206 258V257H205ZM45 259V258H44ZM47 259V258H46ZM52 259V258H50ZM56 259V258H55ZM54 259V260H55ZM84 259V258H83ZM87 260V258H85ZM93 259V258H92ZM92 259H88V260H92ZM100 259V258H99ZM122 260V258H120ZM53 260V259H52ZM74 260V261H73ZM104 260V259H103ZM126 260V258H125ZM125 260H123L122 262H124ZM128 260V259H127ZM126 260V261H127ZM210 260V259H209ZM208 260V261H209ZM48 261V260H47ZM93 261V260H92ZM106 261V260H105ZM103 261V263L105 262ZM176 261V260H174ZM179 261V260H178ZM42 262V261H40ZM45 262V260H43V263ZM91 262V261H90ZM94 262V261H93ZM107 262V261H106ZM105 262V263H106ZM121 262V263H122ZM181 262V261H180ZM183 262V261H182ZM27 263V260H26ZM88 264L87 261H84L83 264ZM111 263V262H110ZM129 263V261L127 262ZM177 263V262H175ZM46 264V263H45ZM48 264V263H47ZM49 264H52L51 262H49ZM77 264H80L77 263ZM92 264V263H91ZM95 264V263H94ZM173 264V263H172Z\"/></svg>", "mask_w": 264, "mask_h": 264}]
</instances>
